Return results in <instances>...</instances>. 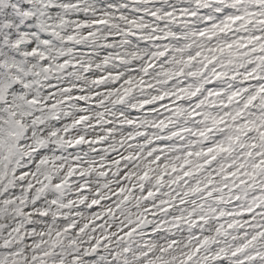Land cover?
<instances>
[{
  "label": "snow or ice",
  "instance_id": "1",
  "mask_svg": "<svg viewBox=\"0 0 264 264\" xmlns=\"http://www.w3.org/2000/svg\"><path fill=\"white\" fill-rule=\"evenodd\" d=\"M0 264H264V0H0Z\"/></svg>",
  "mask_w": 264,
  "mask_h": 264
}]
</instances>
